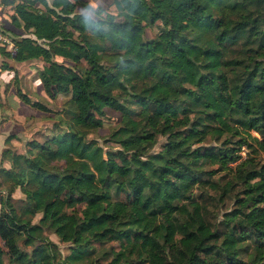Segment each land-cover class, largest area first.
I'll return each mask as SVG.
<instances>
[{
  "label": "trees",
  "instance_id": "trees-1",
  "mask_svg": "<svg viewBox=\"0 0 264 264\" xmlns=\"http://www.w3.org/2000/svg\"><path fill=\"white\" fill-rule=\"evenodd\" d=\"M1 2L23 30L2 54L65 101L55 122L14 76L53 123L1 151L0 264H264V0ZM105 109L120 124L98 144ZM204 189L231 199L220 219Z\"/></svg>",
  "mask_w": 264,
  "mask_h": 264
},
{
  "label": "crops",
  "instance_id": "crops-1",
  "mask_svg": "<svg viewBox=\"0 0 264 264\" xmlns=\"http://www.w3.org/2000/svg\"><path fill=\"white\" fill-rule=\"evenodd\" d=\"M85 1L92 7H96L97 5L105 7L102 0ZM11 15L12 5H4L0 1V27L4 29V32L10 38L23 32L21 23L14 25L10 22ZM2 50L5 52V49L0 47V154L7 146L13 148L18 153H22L23 141L29 140L27 139L28 137L23 138L24 129H32L30 137L34 138L38 133L43 135L50 132L49 128H51L52 123L50 124V119L45 118V114L24 105L15 95L14 76L17 79L20 90L30 99L37 100V98H33L32 94H30L32 92H29L33 87L36 92L42 90L37 78V66L34 64L35 62H15L12 59H7L2 54ZM2 64H7L8 68L1 69ZM6 85L8 86V90L5 92ZM25 116L24 120L23 117ZM38 126H44V128L41 127V129ZM27 134L28 132L25 135ZM8 136H12V138L6 144L5 139ZM0 165L7 168L8 162L4 160L1 163L0 161Z\"/></svg>",
  "mask_w": 264,
  "mask_h": 264
},
{
  "label": "rangeland",
  "instance_id": "rangeland-1",
  "mask_svg": "<svg viewBox=\"0 0 264 264\" xmlns=\"http://www.w3.org/2000/svg\"><path fill=\"white\" fill-rule=\"evenodd\" d=\"M111 1L112 0H102V3L105 6L104 7L105 12L115 13V10H114L113 5L111 4ZM37 7H40V6H37ZM158 27H159V23L156 22V24H154L153 26L145 28L144 35L147 38L154 37V35L156 34V32L158 30ZM34 64L36 65V63H34ZM41 88H42V86H41ZM29 92H32L30 94H32L33 98H37V100H39V101H41L43 103H46L49 106L50 109H52L53 111H56V113H53L54 115H53V118H52L53 121L56 122L57 121V117H59L57 115V112L61 109V106H62L63 102L65 101V97L64 96H61V95H57L54 99L50 100L48 98V96H47V94H46V92L44 91L43 88H42V90L36 92L35 89H34V87H33V88H31V91H29ZM66 117L63 116L61 119L63 121H65L66 120ZM120 117L121 116H120V114L118 112L112 111V110H109V109H105L104 110V113L101 115V119H102V125H101V127H99L98 129H96L92 133H90L88 135V138H93V139L96 140V142L98 144H102L103 139L106 137V135L112 129H115L117 126H119V124H120ZM25 118H26V116L23 117L24 120H25ZM51 121H50V124L53 123V121L52 122ZM64 125H65V122L61 123L59 125L58 130H65V126ZM24 127H25V124H24ZM38 127L39 128H41V127L44 128V126H41V127L38 126ZM26 132H28L27 135H25ZM31 132H32V129L31 130L30 129H27V130L24 129V137L23 138L25 139V137H28L27 139L30 140L31 139V137H30L31 136ZM26 141H28V140H26ZM26 141L24 140L23 143H22V145H23V151L22 152H24V150H25V142ZM164 142H165V138L162 137V136H158L157 137V142L152 147L151 151L152 152L159 151ZM207 143H209V141H206L205 142V144H207ZM220 175H222L221 172H218L217 174L214 175V180L217 181L219 184L222 183V180H220V177H221ZM195 192L197 193L198 191L195 190ZM0 194H3L4 195L5 192L2 191V192H0ZM204 194H206L207 197H208L207 202H206V205H207L208 209L210 210L211 215H214V216H212L213 220L220 219V214L224 210L229 209L231 207V205H232L230 198H225L223 204H219V203L212 204L211 197H216V194H217V192H215L213 190L204 189ZM12 197L19 198V197H22V194L19 192L18 189H16L13 192ZM115 198H118V199L123 200L125 198V196L122 195V193H119L118 196L115 197ZM73 205H75L76 208H80L82 206L81 203H72V204H69V208L73 207ZM37 217H35L34 220H36ZM48 238L51 241H53L54 243H56V245L58 247V250L60 252V256L61 257H63L64 255H66L69 252V250H68V244L67 243L60 242L57 239V237L55 235L51 234V233H48ZM108 246H112L114 249L118 248V244L117 243H106V244L103 245V247H108ZM3 263L4 264H7V261H6V258L5 257H3Z\"/></svg>",
  "mask_w": 264,
  "mask_h": 264
},
{
  "label": "built area",
  "instance_id": "built-area-1",
  "mask_svg": "<svg viewBox=\"0 0 264 264\" xmlns=\"http://www.w3.org/2000/svg\"><path fill=\"white\" fill-rule=\"evenodd\" d=\"M1 1V0H0ZM0 46L5 49L11 56L14 54V45L12 39L0 29ZM239 155L243 158L245 155V148L241 147Z\"/></svg>",
  "mask_w": 264,
  "mask_h": 264
}]
</instances>
